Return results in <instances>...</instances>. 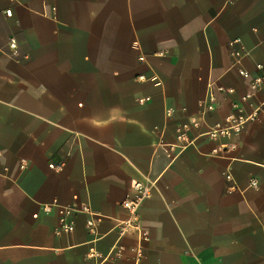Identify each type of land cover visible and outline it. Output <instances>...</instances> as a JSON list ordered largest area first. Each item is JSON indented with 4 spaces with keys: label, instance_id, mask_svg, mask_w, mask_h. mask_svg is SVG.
Listing matches in <instances>:
<instances>
[{
    "label": "crops",
    "instance_id": "1",
    "mask_svg": "<svg viewBox=\"0 0 264 264\" xmlns=\"http://www.w3.org/2000/svg\"><path fill=\"white\" fill-rule=\"evenodd\" d=\"M257 65L264 0H0V264H264ZM238 111L240 134L207 136ZM55 202L95 234L83 213L57 233Z\"/></svg>",
    "mask_w": 264,
    "mask_h": 264
},
{
    "label": "built area",
    "instance_id": "2",
    "mask_svg": "<svg viewBox=\"0 0 264 264\" xmlns=\"http://www.w3.org/2000/svg\"><path fill=\"white\" fill-rule=\"evenodd\" d=\"M10 3H14L15 0H8ZM230 2H234L236 0H229ZM6 17H11L12 15V10L11 8H7L4 12ZM239 41L233 40L229 42V47H230V56L232 57V65L236 66L238 74L244 78L249 77V73L241 68L239 66L240 60L247 56V52L244 51L242 48L241 49H234L235 44H237ZM9 48L13 51L12 55L14 57L17 56L16 48V41L14 39H11L9 41ZM140 60H143V57H140ZM256 68L261 72V74L256 77L252 82H251V90L252 91H258L262 87H264V67L262 65H257ZM219 90L221 92L225 93H231V90H225L224 88L220 87ZM252 96L251 93H248L244 95L241 99L243 101H246L250 99ZM146 100V99H144ZM142 102V100H138ZM236 107V106H234ZM214 109V98L213 96H209V102L205 106V111L211 112ZM256 112L262 113L264 115V101L260 104V106L255 109ZM255 115L252 116H245L241 111H238L237 114L229 117L226 122L222 124H216L214 127L210 128L208 132L206 133L207 136L214 140L220 137H231L234 135H238L242 132L244 129L245 125L254 119ZM187 125H182L181 128L178 131L179 138L183 136V131L187 129ZM3 157L2 151H0V161ZM49 167L54 170H60L62 165H55V164H50ZM25 168V163L24 160L20 159V165L19 169H24ZM4 171H7L6 168H4ZM252 187L257 186V182L252 180L251 182ZM131 188L134 191V197L131 200H126L122 203V206L131 212H135L140 205V203L146 199H148L152 192H151V186L146 185L142 182L138 181H133L131 183ZM55 207L57 208L58 211V228H57V233H71L74 230V223H73V217L74 215L78 213H83L87 216V221L86 225L89 229V231L93 234H95V229H96V219L92 215L90 208L87 205H83L81 207L73 205V206H59L57 203H53L51 205H45L43 206V211L44 212H50L51 209ZM141 255V253L139 252Z\"/></svg>",
    "mask_w": 264,
    "mask_h": 264
}]
</instances>
